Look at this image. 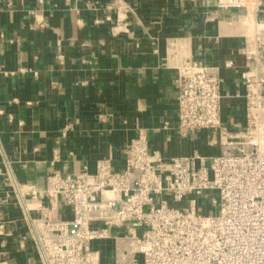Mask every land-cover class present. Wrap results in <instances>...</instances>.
<instances>
[{
  "label": "crops",
  "instance_id": "obj_1",
  "mask_svg": "<svg viewBox=\"0 0 264 264\" xmlns=\"http://www.w3.org/2000/svg\"><path fill=\"white\" fill-rule=\"evenodd\" d=\"M122 1L131 11L114 35L110 23H94L116 20L106 9L112 0H0V264H38L10 178L43 190L52 173L93 174L101 160L122 171L140 132L164 157L219 154L209 131L182 136L178 127L181 61L218 69L221 121L230 132L245 128L240 72L250 30L240 19L254 17V0L241 9L214 0ZM58 215L71 220L62 205ZM91 247L101 264H113L112 240Z\"/></svg>",
  "mask_w": 264,
  "mask_h": 264
},
{
  "label": "built area",
  "instance_id": "obj_2",
  "mask_svg": "<svg viewBox=\"0 0 264 264\" xmlns=\"http://www.w3.org/2000/svg\"><path fill=\"white\" fill-rule=\"evenodd\" d=\"M214 1L224 9L245 4ZM254 4V17L240 19L250 30L242 49L247 68L240 72L244 130L230 132L221 121L216 67L194 60L177 66L181 134L209 131L218 155L164 157L149 150L140 132L125 151L122 171L101 160L93 174L52 173L43 190L10 178L38 264H101L91 245L102 240L113 241V264H264V0ZM106 9L116 20L108 14L94 23H110L115 35L131 7L112 0ZM60 205L70 209L71 220L59 217Z\"/></svg>",
  "mask_w": 264,
  "mask_h": 264
},
{
  "label": "rangeland",
  "instance_id": "obj_3",
  "mask_svg": "<svg viewBox=\"0 0 264 264\" xmlns=\"http://www.w3.org/2000/svg\"><path fill=\"white\" fill-rule=\"evenodd\" d=\"M216 212H217V208L210 207V209H209V214L210 215H215Z\"/></svg>",
  "mask_w": 264,
  "mask_h": 264
},
{
  "label": "bare ground",
  "instance_id": "obj_4",
  "mask_svg": "<svg viewBox=\"0 0 264 264\" xmlns=\"http://www.w3.org/2000/svg\"><path fill=\"white\" fill-rule=\"evenodd\" d=\"M30 208H31V209H33V208H34V206H33V205H30Z\"/></svg>",
  "mask_w": 264,
  "mask_h": 264
}]
</instances>
